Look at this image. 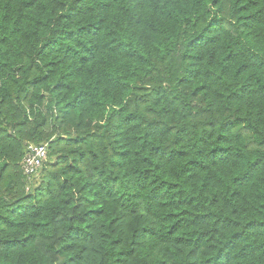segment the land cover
<instances>
[{
  "label": "trees",
  "instance_id": "1",
  "mask_svg": "<svg viewBox=\"0 0 264 264\" xmlns=\"http://www.w3.org/2000/svg\"><path fill=\"white\" fill-rule=\"evenodd\" d=\"M0 264H264V0H0Z\"/></svg>",
  "mask_w": 264,
  "mask_h": 264
},
{
  "label": "built area",
  "instance_id": "2",
  "mask_svg": "<svg viewBox=\"0 0 264 264\" xmlns=\"http://www.w3.org/2000/svg\"><path fill=\"white\" fill-rule=\"evenodd\" d=\"M48 160V145H30L22 163L24 175L28 182L32 181Z\"/></svg>",
  "mask_w": 264,
  "mask_h": 264
},
{
  "label": "rangeland",
  "instance_id": "3",
  "mask_svg": "<svg viewBox=\"0 0 264 264\" xmlns=\"http://www.w3.org/2000/svg\"><path fill=\"white\" fill-rule=\"evenodd\" d=\"M47 161H48V160H47ZM47 161H46V162H47ZM46 162H45V163H46ZM45 163H44V164H45ZM40 182H41V171L39 172V174H38V175H37L32 181L28 182L29 187H28L27 190H30V191H31V189H32L33 187L38 188ZM31 186H32V187H31Z\"/></svg>",
  "mask_w": 264,
  "mask_h": 264
}]
</instances>
